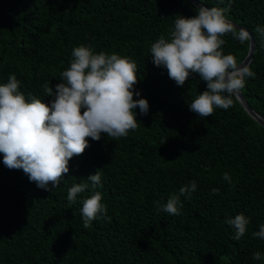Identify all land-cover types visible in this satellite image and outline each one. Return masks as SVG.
<instances>
[{
	"label": "trees",
	"instance_id": "16d2710c",
	"mask_svg": "<svg viewBox=\"0 0 264 264\" xmlns=\"http://www.w3.org/2000/svg\"><path fill=\"white\" fill-rule=\"evenodd\" d=\"M199 1L227 8L226 18L251 34L255 77L241 93L264 118V46L255 32L264 27V0H231L230 8L229 0ZM194 7L189 0H0V84L15 74L26 99L50 104L42 85L55 89L73 48L85 45L134 61L140 96L133 99L149 104L147 115L134 110L138 127L127 137L87 138L89 147L51 192L7 168L0 153V264H264V239L253 236L264 224V128L235 97L229 109L199 117L188 103L206 82L193 74L178 86L150 56L176 16L193 17ZM223 39L224 54L239 62L248 42ZM96 171L107 218L84 228L82 201L93 193L78 194L74 204L67 193ZM193 180L197 188L191 199L180 197V215L158 210ZM241 213L249 224L234 240L225 221ZM256 252L262 259L252 258Z\"/></svg>",
	"mask_w": 264,
	"mask_h": 264
},
{
	"label": "clouds",
	"instance_id": "9594fccd",
	"mask_svg": "<svg viewBox=\"0 0 264 264\" xmlns=\"http://www.w3.org/2000/svg\"><path fill=\"white\" fill-rule=\"evenodd\" d=\"M194 9L193 17L176 16L169 38L161 35L152 43L150 56L154 65L165 68L178 86H183L193 74L206 82L207 89L188 103L190 111L206 118L213 116L216 108L232 107L233 97L239 98L246 78L255 77L250 65L238 64L234 55L224 54L223 37L231 34L245 44L252 36L226 18L227 8H209L199 2ZM255 32L264 46V27L257 26ZM71 57L70 66L61 72L62 82L55 89L47 82L42 85L44 94L53 97L50 104L35 96L26 99L19 91L20 81L15 74L9 76L7 83L0 84L3 164L9 169H22L38 188L49 192L69 173V161L89 147L87 138L99 141L102 133L114 140L127 137L130 130L138 127L134 110L139 107L142 115L149 111L146 99H133L140 93L134 90L138 82L137 65L129 57L95 53L91 46L85 45L74 47ZM223 179L231 183L228 173L223 174ZM101 186V173L96 171L68 190L67 200L72 204L78 194L86 190L93 193L82 201L84 228L90 227L100 215L107 218L102 194L96 191ZM196 188L195 180L182 186L178 194L170 195L166 203L158 205V210L180 215L183 207L180 197L191 199ZM225 222L234 229V240L244 236L249 224L242 213ZM253 236L264 239V224ZM252 258L260 260L262 255L256 252Z\"/></svg>",
	"mask_w": 264,
	"mask_h": 264
},
{
	"label": "water",
	"instance_id": "95a60500",
	"mask_svg": "<svg viewBox=\"0 0 264 264\" xmlns=\"http://www.w3.org/2000/svg\"><path fill=\"white\" fill-rule=\"evenodd\" d=\"M193 5H196L197 3H199V0H189ZM205 6V5H204ZM229 20V19H228ZM230 21V20H229ZM232 24H234L237 28H244L243 26H240L237 23H234L233 21H231ZM247 30V29H246ZM248 31V30H247ZM254 51V42H253V38L248 41L247 44V51L245 53V55L243 56V58L238 62V64H249L250 60L252 58V53ZM236 98V97H235ZM236 100L238 101V103L241 105V107L244 109V111L254 120L256 121L260 126H262L264 128V118H262L260 115H258L256 113V111H254L247 103L246 99L244 98V96L242 95V93H240L239 98H236Z\"/></svg>",
	"mask_w": 264,
	"mask_h": 264
}]
</instances>
